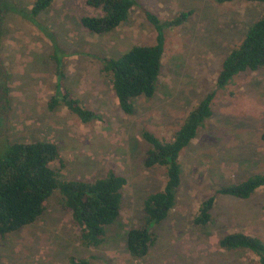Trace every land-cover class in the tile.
I'll list each match as a JSON object with an SVG mask.
<instances>
[{"label":"rangeland","instance_id":"obj_1","mask_svg":"<svg viewBox=\"0 0 264 264\" xmlns=\"http://www.w3.org/2000/svg\"><path fill=\"white\" fill-rule=\"evenodd\" d=\"M36 0H3L0 16V100L4 84L9 102L0 106V156L9 143L48 140L60 149L55 163L64 180L94 181L110 171L126 177L120 218L108 228L106 242L86 248L79 241L71 212L56 192L32 225L0 239V264H259L248 250L227 251L219 240L244 232L264 240V189L251 200L220 196L207 227L194 224L201 203L218 186L241 182L264 172V69L237 75L224 89L216 83L226 56L264 12V5L217 0H138L128 22L99 36L82 27L100 11L88 0H54L39 17ZM188 14L183 25L167 30L162 74L152 99L136 100V111L120 109L102 57H119L136 45L156 42L146 18ZM66 69V83L100 119L84 123L66 107L50 110L56 91V61ZM216 91L213 116L182 154L183 183L178 205L154 227L156 242L143 259L130 256L127 232L144 224L143 204L163 190L165 168H148L150 144L144 133L170 141L190 111Z\"/></svg>","mask_w":264,"mask_h":264},{"label":"trees","instance_id":"obj_2","mask_svg":"<svg viewBox=\"0 0 264 264\" xmlns=\"http://www.w3.org/2000/svg\"><path fill=\"white\" fill-rule=\"evenodd\" d=\"M236 1L258 3L264 0H217L220 4ZM54 0H36L31 14L39 17ZM91 7L100 11L99 16H86L82 27L93 35L106 36L128 22L138 0H88ZM8 5L0 0V16ZM146 18L154 25L156 42L136 45L119 57H102L103 71L110 77L120 109L126 115L136 111L135 102L140 98L152 99L159 88L167 30L184 24L188 14L162 19L150 10H144ZM56 61L57 85L48 107L56 110L66 107L84 123H91L100 116L86 107L67 85L66 69L61 59ZM1 62V61H0ZM264 69V12L248 28L241 42L231 50L222 63L216 90L224 89L239 74ZM4 99L0 106L9 102L4 84ZM216 91L210 92L188 114L183 125L170 141L144 133L150 144L147 153L148 168H165L166 185L163 190L151 193L144 201V224L127 232L126 248L131 257L145 258L156 242L154 227L166 221L178 205L179 191L183 183L182 154L198 137L200 130L213 116ZM6 101V103H5ZM264 141V131L261 134ZM59 146L48 140L9 143L0 156V239L34 224L45 212L48 200L56 193L61 195L63 207L71 212L74 226L79 230V241L86 248H99L107 240L108 228L120 218L126 177L115 171L94 181L64 180L59 177L55 163L60 160ZM264 189V172L224 186H218L212 195L200 205L194 216V224L207 227L213 220V211L220 196L251 200ZM227 251L248 250L264 264V240L244 232L225 234L219 240ZM70 264H89L88 260L71 259Z\"/></svg>","mask_w":264,"mask_h":264}]
</instances>
